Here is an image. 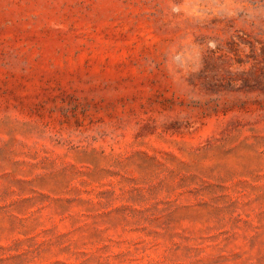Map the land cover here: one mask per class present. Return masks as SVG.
I'll list each match as a JSON object with an SVG mask.
<instances>
[{
  "label": "rangeland",
  "instance_id": "374dc122",
  "mask_svg": "<svg viewBox=\"0 0 264 264\" xmlns=\"http://www.w3.org/2000/svg\"><path fill=\"white\" fill-rule=\"evenodd\" d=\"M0 264H264V0H0Z\"/></svg>",
  "mask_w": 264,
  "mask_h": 264
}]
</instances>
